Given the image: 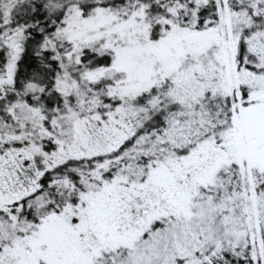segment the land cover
Returning <instances> with one entry per match:
<instances>
[{"label":"snow or ice","instance_id":"snow-or-ice-1","mask_svg":"<svg viewBox=\"0 0 264 264\" xmlns=\"http://www.w3.org/2000/svg\"><path fill=\"white\" fill-rule=\"evenodd\" d=\"M0 264H264V0H0Z\"/></svg>","mask_w":264,"mask_h":264}]
</instances>
